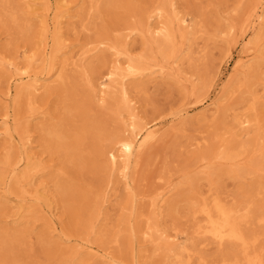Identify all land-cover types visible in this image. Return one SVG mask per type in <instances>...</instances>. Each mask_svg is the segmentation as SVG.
Listing matches in <instances>:
<instances>
[{"label": "rangeland", "instance_id": "1", "mask_svg": "<svg viewBox=\"0 0 264 264\" xmlns=\"http://www.w3.org/2000/svg\"><path fill=\"white\" fill-rule=\"evenodd\" d=\"M24 1L0 0V14L3 15L0 17V58L20 65L24 63V56L35 53L38 59L32 72L42 76L48 57L44 42L39 44L44 25L41 17L33 18L27 12ZM98 1V10L89 9L90 0H63L64 7L57 4V8H67L70 14H77L75 18L65 19L58 61L78 50H88L89 54L82 67L65 68L63 83L57 79L61 71L59 66L49 87L34 95L23 92L18 103H14L17 82L11 69L4 63L0 65V119L3 112L8 111L13 118L12 126H16L12 139L4 137L0 127V161L19 148V138L27 131L30 138L27 151L45 168L42 172H33L35 179H29L33 185L26 188L31 194L38 189L46 195L43 202L31 199V211L17 226L11 224L10 217L16 208L0 202V238L6 237L0 244V264H68L66 261L72 252L80 250V255H75L72 262L77 264L80 257L89 255L81 245L107 253L115 264H165L166 251L159 248L153 252L155 244L145 241L138 231L150 220L158 225L163 235L177 232L179 239L187 238L188 245L194 246L196 257L201 255L205 264L229 259L237 248L225 245L219 249L212 243L204 246L206 242L195 235L196 219L188 211L189 202L194 197L207 196L209 189L227 205L248 212L249 220L242 223V228L247 234L257 235L254 249L264 255V224L253 217L264 209V157L258 152L264 148V36L259 41L261 51L254 70L237 77L232 70L237 54L252 38L251 30L239 29V22L248 5L256 0H174L178 15H185L191 25L187 30H198L187 36L189 39L182 48V54L189 46L194 53L177 62L183 78H189L190 82L181 84L170 77L162 78L160 74L153 75V79L149 76L127 81L140 84L138 93H133L138 115L159 126L162 132L159 140L142 152L131 173L130 187L124 183L119 170L108 169L100 152L109 147L111 137L120 128L117 113L123 112L125 119V111L116 102L118 94L104 96L101 100L96 95L95 85L112 63L113 56L105 47L123 41L128 28L141 18V11L154 0ZM12 7L17 10V22L5 16V10L10 11ZM54 10L46 17L49 21ZM167 11L171 14L172 8ZM38 12L45 13L43 8ZM232 23H236L234 31L229 30ZM100 39L106 44L98 49ZM126 48L131 58H139L149 51L148 43L138 36H133ZM226 82L227 96L220 101L223 105L221 116L215 120H198L202 106L198 100L220 94L219 88ZM191 83L201 87V97H189ZM251 92L257 97L256 108L252 111L247 110ZM181 109H186L187 113L180 115L185 112L178 113ZM243 113L251 120L256 119L261 130H256V125L247 129L236 126L234 116ZM49 123L60 124L68 134L73 149L70 155L46 148L48 143L41 127ZM171 125L176 129H171ZM200 137L202 139L196 143L195 139ZM247 144L250 145L249 153L238 160L242 167L218 159L210 164L208 156L212 152ZM251 149L254 151L250 152ZM255 168L261 170L254 171ZM186 176L190 183L176 187ZM58 184L65 187L64 191L59 190ZM172 186L175 190L173 188L166 196L169 205L164 207L162 216L157 217L153 213L152 200ZM105 190L108 191L107 201L95 221V232H90L91 209ZM10 192L15 195L16 189ZM132 193L136 194L135 202ZM47 198L52 201L59 232H52L39 215L42 206L49 202ZM28 232H31L30 239L26 238ZM90 264L103 263L94 257Z\"/></svg>", "mask_w": 264, "mask_h": 264}, {"label": "bare ground", "instance_id": "2", "mask_svg": "<svg viewBox=\"0 0 264 264\" xmlns=\"http://www.w3.org/2000/svg\"><path fill=\"white\" fill-rule=\"evenodd\" d=\"M90 1L89 9L98 10L99 1ZM62 2L63 0L24 1L27 12L33 18L41 17L40 20L44 26L43 38L39 41V44L42 41L44 42V50H48V57L45 60V66L43 68L45 69V74L42 76L39 72H32L34 70L33 66L38 59L35 58V53L24 56V63L20 65L12 61H4L0 58V65L4 63L8 69H11L17 82L14 88V103H18L23 92L29 91V94L34 95L40 89L49 87L52 81L51 77L58 73L59 66L62 72L60 71L57 74V79L63 83L65 80V73L63 71L66 67H82L89 59L88 50H78L62 61H58L57 54L63 47L61 30L65 19L75 18L77 16V14H70L67 8H57V4L60 5ZM174 5V0H166L165 2L154 0L141 11V18L128 28L129 32L123 36V41L119 44L118 42H114L112 45L105 47L106 42L104 39L97 41V48L105 47L113 58L111 66L106 69L105 73L98 79L95 85L96 95L102 100L104 96L118 94L119 97L116 102L125 111V119L123 118V112L117 113V121L120 124V128L111 137L109 147L101 149L100 152L108 169L110 171L119 170L121 177L124 179V183L128 187L132 183L131 173L137 167L142 152L159 140L162 132L159 126L151 124V121L144 120L138 115L137 102L133 93H138L140 84H128L127 81L149 76L153 79V75L160 74L162 78L170 77L181 84L190 82L189 78H183L182 70L177 62L183 58H189L190 53H194L191 46H189L185 50L186 53L182 54V48L185 40L189 39L187 36L189 34L194 35L198 30L193 32L187 30L191 27L189 21H187L185 15H178L179 11ZM169 7L172 8L171 14L167 11ZM39 8H43L45 13H39ZM53 9H55L53 17L49 21L46 17H49ZM5 12L7 13L5 15L7 19L12 22L18 21L17 10L15 8L12 7L10 11L5 10ZM2 16L0 14V17ZM27 21L25 20L24 22L27 23ZM176 24L178 27H175ZM23 27L25 26L23 25ZM235 28L236 23L229 25V30L232 29L234 31ZM239 29L241 31L251 30L252 38L246 41L243 50L237 54L232 67L234 77L238 75L245 76L248 72L254 70L255 61L259 59L258 53L261 51L259 41L264 36V0H256L248 5L239 22ZM133 36H138L145 43H148V53L139 58H131L127 55L126 46ZM231 55L232 52L229 53V56ZM87 86L89 88L92 86L88 80ZM189 87V97H201L199 96V90L201 89L199 85L191 83ZM219 89L221 93H217L213 98L201 97L198 100V103L202 105L201 112L197 118L198 120H215L221 116L223 113V105L220 104V101L227 96V82L222 84ZM250 96L251 102L248 104L247 110L252 111L256 108L257 97L253 92L250 93ZM182 111L185 112L180 115L187 113L186 109H181L178 113ZM224 111L227 112V108ZM8 113V111L3 112L2 118L0 119V127L4 130V137L12 139L16 126H12L13 118ZM233 119L235 125L241 129H247L256 125V130H261L259 122L256 119L251 120L244 113L235 115ZM170 128L173 130L176 129L173 125ZM41 131L45 136V141L48 143L46 147L48 150L70 155L73 149L69 144L68 134L60 124L49 123L44 126L42 125ZM26 132L19 138V148L15 152L11 151L6 154L3 160L0 161V202L10 203L12 208H16L15 212L10 216L11 224L14 226L20 225L22 223L21 218L31 211L33 205L31 199L39 203L43 202L46 197L38 189H34V194H31L29 189L26 188V186L32 187L33 185L30 181L35 179V177L32 178L33 172H42L45 168L39 162L33 160V156L27 151L30 138ZM200 139L202 137L195 139L196 143H199ZM249 146L247 144L238 148L225 147L222 150L214 151L208 156L209 162L212 164L214 159H218L226 163L238 164V160H242L244 157L246 158L245 155L249 153ZM253 151L254 149H251L250 152ZM258 152L264 157L263 147ZM237 166L242 167L241 164ZM259 170L261 169L255 168L254 171ZM189 183L190 178L186 176L184 181L176 184V187ZM106 187L107 184L105 185ZM13 188L16 189L15 195L10 192ZM44 188L45 186L41 187L43 190ZM58 188L60 191H64L65 189L62 184H58ZM171 188L163 193L157 194V199L153 198L152 200L151 206L153 213L157 217L162 216L164 207L169 205L166 196L174 187L172 186ZM107 193L108 191L106 192L105 190L104 194L97 198L91 209L88 220V231L90 232H95V221L101 214L103 203L107 201L108 197L105 196ZM134 198H136V194L132 193V199ZM47 201H49L46 203L47 206H42L41 210H39V215L42 217L41 220H43V223H46L52 232H59V225L54 220L55 213L51 205L52 201L50 198H47ZM133 201L135 202V199ZM188 211L192 218L196 219L194 222L196 226L195 235L201 237L203 242H206L204 246L212 243L219 249L225 245H231L237 248V252L231 258H223L215 262V264H227V262L230 264H264V255L254 249L257 235L247 234L242 228V223L246 224L249 220L248 212H241L239 208L227 205L220 196L212 193L211 189L208 190L207 196L194 197L189 202ZM253 217L257 222L264 224V209L259 210ZM138 231L142 233L145 241L155 244L153 252H156L159 248L166 251L168 255L165 264H193L196 261L197 264H205L201 255L196 257L193 249L194 246L188 245L187 238L179 239V233L177 232L172 235H163V231L161 232L158 229V225L153 220L146 221L143 228ZM18 232L22 233L23 231L19 230ZM132 232L135 233L134 228H132ZM101 236L103 237V235ZM26 238H32L31 232L26 233ZM4 239L6 240V237L0 238V244L5 242ZM114 241L117 242L118 240ZM81 247H85V251L89 255L87 257H80L77 264H90L94 257L100 258L103 264H115L113 258L107 253L95 250L91 246L81 245ZM80 253V250L72 252L66 262L72 264L76 259L75 255L79 256Z\"/></svg>", "mask_w": 264, "mask_h": 264}]
</instances>
